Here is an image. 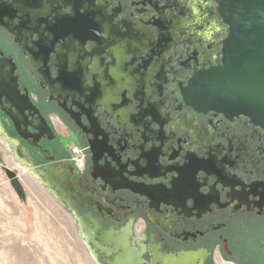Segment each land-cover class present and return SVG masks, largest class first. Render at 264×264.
Segmentation results:
<instances>
[{
  "label": "flooded vegetation",
  "instance_id": "obj_1",
  "mask_svg": "<svg viewBox=\"0 0 264 264\" xmlns=\"http://www.w3.org/2000/svg\"><path fill=\"white\" fill-rule=\"evenodd\" d=\"M15 1L0 0L1 169L59 207L62 253L264 258V127L189 88L222 62L220 3Z\"/></svg>",
  "mask_w": 264,
  "mask_h": 264
},
{
  "label": "water",
  "instance_id": "obj_2",
  "mask_svg": "<svg viewBox=\"0 0 264 264\" xmlns=\"http://www.w3.org/2000/svg\"><path fill=\"white\" fill-rule=\"evenodd\" d=\"M217 1L229 31L223 41L222 62L193 79L190 91L204 106L245 114L264 127V0ZM8 176L18 195L25 198L26 186L20 176L12 172ZM90 243L94 256L105 264L100 243ZM117 258L113 264H127Z\"/></svg>",
  "mask_w": 264,
  "mask_h": 264
},
{
  "label": "rangeland",
  "instance_id": "obj_3",
  "mask_svg": "<svg viewBox=\"0 0 264 264\" xmlns=\"http://www.w3.org/2000/svg\"><path fill=\"white\" fill-rule=\"evenodd\" d=\"M1 165L0 160V264H87L79 254L78 241L73 260L62 253L60 243L67 229L60 210L35 197L32 189L21 198ZM247 253L250 264H264L251 247Z\"/></svg>",
  "mask_w": 264,
  "mask_h": 264
},
{
  "label": "built area",
  "instance_id": "obj_4",
  "mask_svg": "<svg viewBox=\"0 0 264 264\" xmlns=\"http://www.w3.org/2000/svg\"><path fill=\"white\" fill-rule=\"evenodd\" d=\"M73 154H74V161L75 163L78 165V166H81L82 165V157L81 155L79 154V152L74 148L73 150Z\"/></svg>",
  "mask_w": 264,
  "mask_h": 264
},
{
  "label": "crops",
  "instance_id": "obj_5",
  "mask_svg": "<svg viewBox=\"0 0 264 264\" xmlns=\"http://www.w3.org/2000/svg\"><path fill=\"white\" fill-rule=\"evenodd\" d=\"M31 192V190H29V192L28 193H30ZM34 192V191H33ZM34 193H36V192H34ZM34 196L36 197H38V198H40V199H42V200H44L45 201V203H47V204H49V205H51L52 203L49 201V200H47V197H45V196H42V195H40V194H37L36 193V195L34 194ZM53 205V207H56L57 209H59V207L58 206H56L55 204H52ZM61 213V212H60ZM62 221H63V216H62ZM65 231V230H64ZM63 231V232H64Z\"/></svg>",
  "mask_w": 264,
  "mask_h": 264
},
{
  "label": "bare ground",
  "instance_id": "obj_6",
  "mask_svg": "<svg viewBox=\"0 0 264 264\" xmlns=\"http://www.w3.org/2000/svg\"><path fill=\"white\" fill-rule=\"evenodd\" d=\"M3 146V145H2ZM1 156V155H0Z\"/></svg>",
  "mask_w": 264,
  "mask_h": 264
}]
</instances>
